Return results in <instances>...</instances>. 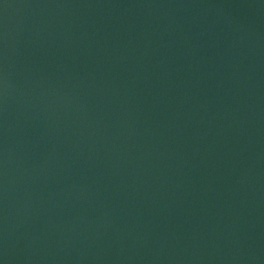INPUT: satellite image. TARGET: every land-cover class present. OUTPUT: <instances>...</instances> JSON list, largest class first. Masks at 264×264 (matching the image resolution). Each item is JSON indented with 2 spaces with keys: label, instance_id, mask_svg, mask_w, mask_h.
I'll list each match as a JSON object with an SVG mask.
<instances>
[{
  "label": "water",
  "instance_id": "95a60500",
  "mask_svg": "<svg viewBox=\"0 0 264 264\" xmlns=\"http://www.w3.org/2000/svg\"><path fill=\"white\" fill-rule=\"evenodd\" d=\"M0 264H264V0H0Z\"/></svg>",
  "mask_w": 264,
  "mask_h": 264
}]
</instances>
